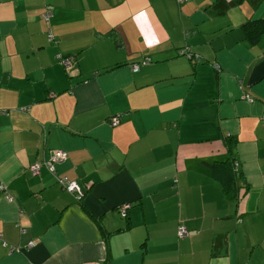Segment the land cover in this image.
Segmentation results:
<instances>
[{
    "label": "crops",
    "instance_id": "obj_1",
    "mask_svg": "<svg viewBox=\"0 0 264 264\" xmlns=\"http://www.w3.org/2000/svg\"><path fill=\"white\" fill-rule=\"evenodd\" d=\"M261 18L264 0H0V264H264V32L240 28ZM226 137L231 198L210 174ZM56 149L81 200L27 168Z\"/></svg>",
    "mask_w": 264,
    "mask_h": 264
},
{
    "label": "built area",
    "instance_id": "obj_2",
    "mask_svg": "<svg viewBox=\"0 0 264 264\" xmlns=\"http://www.w3.org/2000/svg\"><path fill=\"white\" fill-rule=\"evenodd\" d=\"M179 3L187 1V0H177ZM51 17V12L50 10H47L44 15H43V19L44 20H49V18ZM49 39L53 38V35L51 34V32L48 34ZM182 54H188L186 49H181L179 51V55ZM189 55V54H188ZM71 58L69 57H65V58H61L60 59V63L62 65H68L70 62ZM149 59L148 58H143L141 61H137V62H133L130 65L131 70L133 71H137L139 68V64L143 63L146 64L148 63ZM52 96V95H51ZM245 98L249 101H251L252 99L249 96H245ZM21 111H27L28 108L27 107H22L20 108ZM0 113L3 114H7V110H0ZM111 125H117L119 123V119L117 117H113L110 120ZM66 152L64 150L61 149H56L53 150L50 154V157L47 160H35L34 162H31L30 164H28V170L30 171V173L32 175H36L37 173H39L40 169L46 168L49 172L53 173L55 175V178L57 180V182L65 189L68 190L71 193H74L76 198L78 200H81L83 195H84V191L82 189V187L80 186V184H78L75 181H71L68 180L66 177L60 176L59 174H57L56 169H55V164L61 162L63 159H66ZM235 169L236 171L238 170V166H239V162H235ZM0 190L3 193V195L6 198H9L8 194L6 193L5 187L0 185ZM129 205L128 204H123L120 207V213L122 217H125L127 214V210H128ZM187 234L186 229L183 225H180L178 227V236L179 237H183Z\"/></svg>",
    "mask_w": 264,
    "mask_h": 264
},
{
    "label": "trees",
    "instance_id": "obj_3",
    "mask_svg": "<svg viewBox=\"0 0 264 264\" xmlns=\"http://www.w3.org/2000/svg\"><path fill=\"white\" fill-rule=\"evenodd\" d=\"M240 28L247 41L256 43L264 32V18L246 20L240 25ZM225 145L227 149L226 157L210 165V174L213 179L219 182L223 192L231 198L235 196L237 191L236 178L238 176L234 165L235 157L234 155L232 156L235 145L234 139L226 137Z\"/></svg>",
    "mask_w": 264,
    "mask_h": 264
},
{
    "label": "rangeland",
    "instance_id": "obj_4",
    "mask_svg": "<svg viewBox=\"0 0 264 264\" xmlns=\"http://www.w3.org/2000/svg\"><path fill=\"white\" fill-rule=\"evenodd\" d=\"M224 159V158H223ZM220 160H222V159H220Z\"/></svg>",
    "mask_w": 264,
    "mask_h": 264
}]
</instances>
